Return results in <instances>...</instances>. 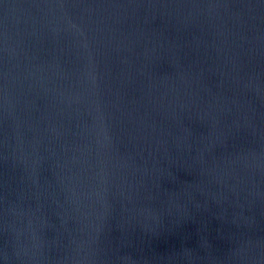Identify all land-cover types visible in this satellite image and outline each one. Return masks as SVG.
<instances>
[{"label":"water","instance_id":"water-1","mask_svg":"<svg viewBox=\"0 0 264 264\" xmlns=\"http://www.w3.org/2000/svg\"><path fill=\"white\" fill-rule=\"evenodd\" d=\"M0 264H264V0H0Z\"/></svg>","mask_w":264,"mask_h":264}]
</instances>
